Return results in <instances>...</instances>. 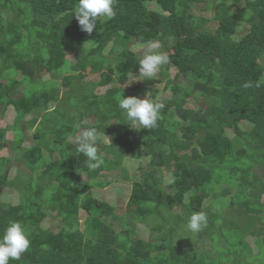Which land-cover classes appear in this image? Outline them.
<instances>
[{
  "label": "trees",
  "instance_id": "1",
  "mask_svg": "<svg viewBox=\"0 0 264 264\" xmlns=\"http://www.w3.org/2000/svg\"><path fill=\"white\" fill-rule=\"evenodd\" d=\"M104 7L105 19L95 20ZM202 9L212 18L194 13ZM156 42L167 59L130 46ZM196 83L202 100L192 106ZM60 104L64 114L50 116ZM10 105L6 128L27 124L0 128V149L12 132L14 150L0 163L23 161L30 172L0 171V264H264V0H0V109ZM140 156L150 160L135 175L116 160ZM118 181L139 203L122 218L121 196H93ZM11 182L15 203L2 199ZM215 198L230 201L211 211ZM48 215L59 230L44 224ZM183 221L199 224L213 252L200 255L191 238L174 242L173 225ZM137 223L151 228L148 238L131 236ZM12 251L24 261L9 259Z\"/></svg>",
  "mask_w": 264,
  "mask_h": 264
},
{
  "label": "rangeland",
  "instance_id": "2",
  "mask_svg": "<svg viewBox=\"0 0 264 264\" xmlns=\"http://www.w3.org/2000/svg\"><path fill=\"white\" fill-rule=\"evenodd\" d=\"M206 3L205 2H202V4H200V7L201 8H205L206 7ZM155 7V6H154ZM106 8H102L101 12H96L94 14V19L97 20V18L99 20H104L105 19V16L104 14H106ZM194 13L198 16L200 15H205L209 18H212V15H213V12L211 11H208V12H205L203 9L202 11H198V10H195ZM70 16V13H68V17ZM218 22L215 21V20H211L209 22V26L210 28L214 29L216 26H217ZM247 30V25L243 22V21H240L239 24H238V32L239 33H244L245 31ZM190 35L187 34L186 37H184V42L185 43H188L190 41ZM131 48L134 49L135 51H137L138 54H144V53H153V51H156L157 54H160L159 57L161 59H167L168 57V54H169V51H165L162 49L161 45L156 42V43H152V44H146V45H142V44H136V43H132L130 44ZM111 48V44L108 45L107 49H106V52L105 54H108L109 53V50ZM72 58V57H71ZM157 67V64H152L151 65V69H156ZM67 71V67L66 66H63L62 68H60L58 71H57V74L59 75H63L65 74ZM12 72H14V69L12 70ZM16 71L12 74H15ZM146 73V82L149 83V84H153L154 83V76L153 74L149 71V70H146L145 71ZM97 75L96 74H92L89 78L90 79H94V77H96ZM152 76V77H151ZM46 77H48V75H46ZM40 78H44L43 75L40 77ZM101 76L99 77V80H100ZM108 79L106 77H102L101 78V82L106 85L108 84ZM141 83L142 80L140 79H135V80H132L130 82V84H134V83ZM107 86V85H106ZM104 86L102 88L105 89ZM195 90H196V93H195V96L192 98V100H190V104L192 106H197L201 103V100H202V95H201V91H200V85L198 83H196V87H195ZM160 94V92H159ZM18 95L22 96L21 93H19ZM23 102H24V105L26 106V104L28 103V99L27 97L23 96ZM141 100V99H139ZM139 100H137L138 104H137V108H142L144 109L147 105V101H144V102H139ZM7 107V106H6ZM5 107V108H6ZM2 109H0V128H4L6 130H8L9 128H6L8 124L12 125V123H14V118H15V114H16V111L14 109L13 106H9L7 109H5L4 107H1ZM60 109H58V111H54L50 114V116H53V117H59L61 115L64 114V110L63 108H65V106L61 105L60 104ZM97 119H95L96 121ZM27 120H24V121H21L20 124L16 127V128H11L12 130H16L19 128V131L21 130V128L19 126H21V123H26ZM98 122H101L103 121L102 119H98L97 120ZM140 122L141 123H146V117L145 115H142L140 117ZM24 130H26V126L23 125L22 127ZM49 127L47 128H43V131L46 132L47 134V140L49 139L50 143L53 144V138H50L52 136V134H50V130L48 129ZM11 129H9V131H11ZM47 130V131H46ZM83 130L86 131V129L84 128ZM76 138V135H73L71 136L70 140H75ZM103 140L108 143L109 142V137L106 136V135H103ZM13 139V136H12V132H8L7 134V137L4 141V147L3 149H0V157L1 156H8V157H12L14 155V150L12 149L11 147V140ZM24 139L27 140L28 142L30 141H33V130L31 129H28V131L25 132V135H24ZM52 141V142H51ZM31 143V142H30ZM107 153H109L111 156H113V148L109 147L107 149ZM106 152V151H105ZM113 158V157H112ZM117 161H119V163L121 164V166L123 167H126L128 169V171L131 173V174H136V172L139 171V166L143 163H147L149 162L150 158L149 157H143V156H140L138 158H130V157H124L122 159H120L119 157L116 159ZM27 171V172H30V169L29 167H26L24 162L23 161H15L13 162L6 170V164L5 163H0V171L1 172H6L7 176L8 177H16L20 174H23L24 171ZM261 173H264V169L263 170H260ZM164 177V181L165 182H168L169 181V178L166 177V176H163ZM3 180L0 179V183H2ZM260 186V184H258ZM131 190H132V185L130 183H127V182H124V181H118V182H108L106 183V185L103 187V188H95L93 189V196H94V199L96 200H106L110 203H116V201L119 199V196H121V200H120V203L116 206L117 208V211L119 213V216L120 218L124 217L125 214L127 212H131V211H137L138 210V207H139V203L137 201H133L131 198H130V194H131ZM121 191V193H120ZM193 193H196L195 190H192ZM227 198L230 199V194H228ZM227 198H224V200H218V198H215L213 199V206H212V210L211 211H218L219 207L221 206V204L223 203V201H230L229 199ZM2 199L3 201L5 202H11V203H15L19 200V194H18V190L17 188L15 187L14 183L11 182L9 184H7L6 186H3L2 188ZM223 205V204H222ZM226 209H228V213H227V218H230V215L232 213V209H231V206H226L225 207ZM162 211L164 212H168L166 211L165 209ZM196 215H194L192 218H195ZM86 218V212L85 211H82L81 212V229H84V225H83V222H84V219ZM44 224L47 226V227H50L52 230L54 231H57L59 230V222L57 219L53 218L51 215H48L45 219H44ZM174 229H175V234H176V237L174 239V242L176 243H179V242H184L185 241V244L186 242L190 240V238L193 240V245L194 247L199 250L200 252V255H204V252H213V247H212V244H211V241L208 240V237L206 234H202L200 236V232L199 229L201 228L199 226V224H194V226H189L188 224H186L184 221L183 222H180L178 225H173ZM198 227V228H196ZM191 228V230L189 229ZM232 228V225L230 223V225L228 226L227 229H231ZM148 230H150L151 228L150 227H147L145 226L144 224L142 223H137L136 226H133L131 227L130 229V233H131V236L133 238H138V237H144V238H148L149 237V234L148 232H146ZM217 229V228H216ZM154 236H158L160 235L159 232H154L153 233ZM197 236H200L202 237L201 240L200 239H196ZM261 237L264 239V232L263 234L261 235ZM247 242L249 243L253 253H256L258 251V245L256 243V240L254 237H251L249 236L247 238ZM9 259L11 260H14L15 261H24L25 257L23 254L19 253V252H15V251H12L10 252L9 254Z\"/></svg>",
  "mask_w": 264,
  "mask_h": 264
}]
</instances>
